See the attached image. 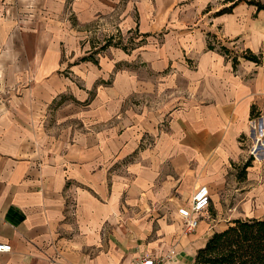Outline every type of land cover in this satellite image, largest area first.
<instances>
[{
    "label": "crops",
    "instance_id": "1",
    "mask_svg": "<svg viewBox=\"0 0 264 264\" xmlns=\"http://www.w3.org/2000/svg\"><path fill=\"white\" fill-rule=\"evenodd\" d=\"M226 5L0 0V264H197L215 231L263 217L264 155L243 168L264 63L234 68L208 34L259 52L264 9ZM200 184L212 203L186 234Z\"/></svg>",
    "mask_w": 264,
    "mask_h": 264
},
{
    "label": "trees",
    "instance_id": "2",
    "mask_svg": "<svg viewBox=\"0 0 264 264\" xmlns=\"http://www.w3.org/2000/svg\"><path fill=\"white\" fill-rule=\"evenodd\" d=\"M228 5L222 7L217 14L230 13L239 3L254 5L257 10L264 9V0H223ZM210 37L209 48L219 45V49L227 57L232 58L234 68L240 59L252 60L258 64L264 63V49L255 52L245 48L241 53L234 51L221 40L214 44ZM252 157L244 164L243 170L251 165ZM197 264H264V218L247 217L232 220L227 228L215 231L206 244L199 248L196 254Z\"/></svg>",
    "mask_w": 264,
    "mask_h": 264
},
{
    "label": "built area",
    "instance_id": "3",
    "mask_svg": "<svg viewBox=\"0 0 264 264\" xmlns=\"http://www.w3.org/2000/svg\"><path fill=\"white\" fill-rule=\"evenodd\" d=\"M263 117L259 121L254 117L252 120V127L256 130V125L260 120L264 123ZM262 137H258L260 142ZM255 151V149H254ZM212 203V195L207 185H198L192 195L191 203L189 205H181L177 209L178 216L182 223V228L186 234L193 232L200 224L203 213L208 210ZM12 248L10 243L0 242V252L10 251ZM176 252L171 250L161 255L141 254L134 258L131 264H175Z\"/></svg>",
    "mask_w": 264,
    "mask_h": 264
},
{
    "label": "rangeland",
    "instance_id": "4",
    "mask_svg": "<svg viewBox=\"0 0 264 264\" xmlns=\"http://www.w3.org/2000/svg\"><path fill=\"white\" fill-rule=\"evenodd\" d=\"M225 45L229 46L233 51L234 53H241L243 50H241V47L240 45L237 47L236 44H231V43H228V42H224ZM245 49V48H244ZM260 117H262L263 115H259ZM259 117V118H260ZM264 120V119H263ZM256 130L257 132L259 131V124L256 125ZM262 137V140L260 142L258 141H252L248 144V143H245V149H247V152L249 153L250 157L252 156L253 159L255 160H258L257 163L261 165V162H259V160L261 159L260 156H263L264 155V136H261ZM255 149V151H254ZM248 157V159L250 158ZM260 167V166H259ZM262 167V166H261ZM240 174L237 173V178L240 177V175H243V178L246 177V173H244V171L242 172H239ZM246 182V181H245ZM246 184V183H245ZM260 194H264V193H256V194H253V197L254 198H257L258 195ZM245 196V195H244ZM252 196V195H251ZM227 213H234V214H238L240 217H244L246 215H252L254 213V209H234V210H228L226 211ZM258 212V211H257ZM258 214H261L264 218V211L262 212H258Z\"/></svg>",
    "mask_w": 264,
    "mask_h": 264
}]
</instances>
